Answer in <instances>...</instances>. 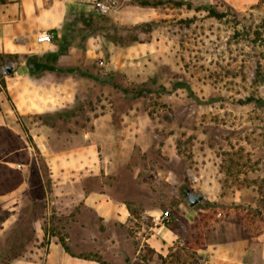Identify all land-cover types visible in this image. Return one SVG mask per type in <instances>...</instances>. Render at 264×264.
Instances as JSON below:
<instances>
[{
    "label": "rangeland",
    "instance_id": "obj_1",
    "mask_svg": "<svg viewBox=\"0 0 264 264\" xmlns=\"http://www.w3.org/2000/svg\"><path fill=\"white\" fill-rule=\"evenodd\" d=\"M117 1L104 15L72 1L47 42L56 44L49 52L56 60L42 65L84 75L86 96L68 116L34 121L58 134L90 133L104 167L90 186L123 200L130 221L103 224L81 203L60 205L37 152L22 193L0 201V264L43 257L57 234L75 256L105 264H201L207 250L240 240L257 257L264 245V0ZM185 186L202 201L188 207ZM155 217L164 225L155 234L161 240L150 238Z\"/></svg>",
    "mask_w": 264,
    "mask_h": 264
},
{
    "label": "crops",
    "instance_id": "obj_2",
    "mask_svg": "<svg viewBox=\"0 0 264 264\" xmlns=\"http://www.w3.org/2000/svg\"><path fill=\"white\" fill-rule=\"evenodd\" d=\"M72 1L9 0L0 4V53L17 55L5 64L12 67L10 75L6 76L0 66L6 80V86L0 90V201L11 200L22 193L35 155L40 152L51 170L52 188L60 195L59 199H63L59 201L60 205L70 208L81 203L103 224L126 227L130 221L126 203L101 187L90 186L94 179L99 182V176L104 172L98 144L90 133L80 129L77 133L64 131L58 134L53 124L42 119L34 121L42 116L63 113L86 96L84 75L48 68L39 73L30 72L26 63L27 55L42 57L55 50L56 44L38 42L36 35L40 31L53 30L54 38L57 37ZM237 1L245 4L255 0ZM62 58L58 66L65 65ZM58 137L62 143L55 148L53 138ZM155 220L152 227L155 233L150 238L163 232L164 225L156 217ZM157 238L161 240L164 236ZM158 240L152 243L158 245ZM247 249L246 240L221 244L213 251L207 250L201 264H264V245L258 250L257 257ZM12 264L98 262L70 255L59 242L50 240L43 257L38 254Z\"/></svg>",
    "mask_w": 264,
    "mask_h": 264
},
{
    "label": "trees",
    "instance_id": "obj_3",
    "mask_svg": "<svg viewBox=\"0 0 264 264\" xmlns=\"http://www.w3.org/2000/svg\"><path fill=\"white\" fill-rule=\"evenodd\" d=\"M140 3L142 5L149 4V2L148 1H145V0H141ZM205 8H206V10H208V13H210L211 15L220 16V13L216 12L212 7L206 6ZM97 14L104 15V14L99 13V12H97ZM260 28L262 29V32H263V35H264V17L261 20ZM12 57H17V55H11V54H7V53H0V66L3 67L5 65V63H6V59L12 58ZM55 60H56V57L54 58L52 54H47V55L42 56V57L30 56V55H27L26 56V63H27L28 69L30 70V72L31 71H36V73H39L40 70H43L45 68H49V67H46V66H44L42 64H44L45 62H50V63L51 62H55ZM50 68H52V67H50ZM10 74H11V72L8 73V74H6V76H8ZM5 86H6V80L2 76V77H0V90L2 88H4ZM68 111H63V113H58V114H60V115H63L64 114L65 116H68L70 112L69 113H65V112H68ZM56 236H58L57 237L58 238V241L61 244V246L64 248V250L66 252H68L70 255H74L70 251V248L68 247V245L66 244L65 239L63 237H59L58 234ZM77 256L80 257V258H84V259H91V258H89V255L84 254V253H81L80 255H77ZM96 261H98L99 264H105V261L101 260L100 258H97Z\"/></svg>",
    "mask_w": 264,
    "mask_h": 264
},
{
    "label": "built area",
    "instance_id": "obj_4",
    "mask_svg": "<svg viewBox=\"0 0 264 264\" xmlns=\"http://www.w3.org/2000/svg\"><path fill=\"white\" fill-rule=\"evenodd\" d=\"M89 4L99 13L106 14L118 6L117 0H86ZM54 39L53 30L40 31L36 35V41L38 42H49ZM167 214L160 215V221H169Z\"/></svg>",
    "mask_w": 264,
    "mask_h": 264
},
{
    "label": "water",
    "instance_id": "obj_5",
    "mask_svg": "<svg viewBox=\"0 0 264 264\" xmlns=\"http://www.w3.org/2000/svg\"><path fill=\"white\" fill-rule=\"evenodd\" d=\"M12 70V67L10 65H4L3 66V72L8 74ZM182 193L186 199V204L188 207H193L203 199V194L199 191H193L190 189V187L185 186L182 190Z\"/></svg>",
    "mask_w": 264,
    "mask_h": 264
}]
</instances>
